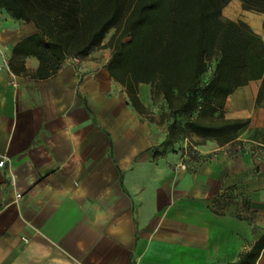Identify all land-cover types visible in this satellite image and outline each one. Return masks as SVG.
I'll return each instance as SVG.
<instances>
[{
	"label": "crops",
	"instance_id": "crops-1",
	"mask_svg": "<svg viewBox=\"0 0 264 264\" xmlns=\"http://www.w3.org/2000/svg\"><path fill=\"white\" fill-rule=\"evenodd\" d=\"M222 17L264 41V13L230 0ZM35 32L0 19V264H231L264 237V140L248 134L264 76L207 100L208 118L250 120L233 142L171 143L148 84L137 110L98 47L36 76L13 56Z\"/></svg>",
	"mask_w": 264,
	"mask_h": 264
},
{
	"label": "trees",
	"instance_id": "trees-1",
	"mask_svg": "<svg viewBox=\"0 0 264 264\" xmlns=\"http://www.w3.org/2000/svg\"><path fill=\"white\" fill-rule=\"evenodd\" d=\"M229 1L0 0V9L36 27L15 45L13 56L36 57L40 78L57 74L67 58H81L102 45L113 28L106 67L130 103L140 110L138 84H148L171 113L169 137L185 131L184 138L193 135L222 146L250 120L208 118L207 100L264 76V41L245 22L222 17ZM239 1L246 11L264 13V0ZM212 60L211 74L203 80ZM262 249L264 237L231 264H254Z\"/></svg>",
	"mask_w": 264,
	"mask_h": 264
},
{
	"label": "rangeland",
	"instance_id": "rangeland-1",
	"mask_svg": "<svg viewBox=\"0 0 264 264\" xmlns=\"http://www.w3.org/2000/svg\"><path fill=\"white\" fill-rule=\"evenodd\" d=\"M6 16H8V14H6L2 9H0V19L4 18ZM17 24H23V23L20 22V21H17ZM113 32H114V29L113 28L110 29L107 32V34H106V36H105V38H104V40L102 42L103 44L100 45L97 48V51L100 52L101 56H104V55L111 56L112 53H111V49L108 47V41H109V38H110V36L112 35ZM213 67H214V61L212 60L209 63L208 71L203 76V80H206L210 76ZM150 91H151V89H150ZM152 97H153V105H155L156 108H157L156 112L153 113L154 115H152V118L157 119L159 122H165L166 126H167V132H168V126L173 120L172 116H171V113L168 111L167 108H166V111H164L165 105H164V101H163L161 96L152 94ZM185 134H187V132L184 131L182 133L179 130H176L175 133L172 136H170V137L168 136L169 137V141L171 143L172 142H176V141H180L181 139L184 138L183 136H185ZM248 134H249L250 139L257 140V141L264 140V129H262V130H250V131H248ZM189 140L192 141V142H204V140L201 141L200 139L194 137L193 135L189 136ZM250 144H251L250 148H252V149L261 148L259 145L255 144V143H250Z\"/></svg>",
	"mask_w": 264,
	"mask_h": 264
},
{
	"label": "built area",
	"instance_id": "built-area-1",
	"mask_svg": "<svg viewBox=\"0 0 264 264\" xmlns=\"http://www.w3.org/2000/svg\"><path fill=\"white\" fill-rule=\"evenodd\" d=\"M3 163H4V160L0 161V166H2ZM178 168H179L180 170H185V169H186V165H185V163H184V162H183V163H180V164L178 165ZM23 240L26 241L25 238H23Z\"/></svg>",
	"mask_w": 264,
	"mask_h": 264
}]
</instances>
